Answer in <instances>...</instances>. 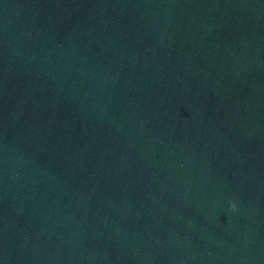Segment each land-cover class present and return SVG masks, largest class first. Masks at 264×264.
Masks as SVG:
<instances>
[{
  "label": "water",
  "instance_id": "1",
  "mask_svg": "<svg viewBox=\"0 0 264 264\" xmlns=\"http://www.w3.org/2000/svg\"><path fill=\"white\" fill-rule=\"evenodd\" d=\"M233 162L255 264H264V0H213Z\"/></svg>",
  "mask_w": 264,
  "mask_h": 264
},
{
  "label": "clouds",
  "instance_id": "2",
  "mask_svg": "<svg viewBox=\"0 0 264 264\" xmlns=\"http://www.w3.org/2000/svg\"><path fill=\"white\" fill-rule=\"evenodd\" d=\"M232 207H233V210H235V205H234V204H233V206H232Z\"/></svg>",
  "mask_w": 264,
  "mask_h": 264
}]
</instances>
